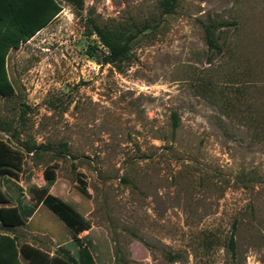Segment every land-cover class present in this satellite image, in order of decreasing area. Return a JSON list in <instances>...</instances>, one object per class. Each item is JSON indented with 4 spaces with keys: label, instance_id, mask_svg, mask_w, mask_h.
I'll list each match as a JSON object with an SVG mask.
<instances>
[{
    "label": "rangeland",
    "instance_id": "rangeland-1",
    "mask_svg": "<svg viewBox=\"0 0 264 264\" xmlns=\"http://www.w3.org/2000/svg\"><path fill=\"white\" fill-rule=\"evenodd\" d=\"M58 1L9 53L15 91L0 95L16 165L6 207L33 210L8 232L19 249L77 264H264V0H180L169 15L161 0ZM88 18L137 34L122 64H104ZM208 20L230 23L221 51ZM46 194L90 229L73 235Z\"/></svg>",
    "mask_w": 264,
    "mask_h": 264
},
{
    "label": "trees",
    "instance_id": "trees-1",
    "mask_svg": "<svg viewBox=\"0 0 264 264\" xmlns=\"http://www.w3.org/2000/svg\"><path fill=\"white\" fill-rule=\"evenodd\" d=\"M80 12L84 8V0H63ZM180 0H161L160 8L163 14H173L179 6ZM62 11L58 0H0V95L10 97L14 94V86L8 72V57L11 50L32 39L38 32L50 24ZM88 34L98 37L101 45L106 49L104 64L119 65L129 56L131 44L137 34L128 31L110 29L100 26L95 19L87 20ZM205 40L209 50L221 51L216 33L230 23L208 20L203 25ZM36 149L34 144L27 150ZM15 153L0 142V264H21L19 256L24 257L31 264H77L75 259L66 254L65 259H50L39 250L25 247L19 249L17 240L8 232L21 226L33 214V210L21 203L15 207H6L9 199L3 191L2 178L12 176L11 167H16ZM48 182L51 177L46 176ZM41 202L45 205L70 232L78 236L90 229V225L68 203L46 194ZM232 254L235 252V240L232 235L228 244Z\"/></svg>",
    "mask_w": 264,
    "mask_h": 264
}]
</instances>
